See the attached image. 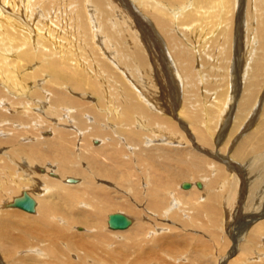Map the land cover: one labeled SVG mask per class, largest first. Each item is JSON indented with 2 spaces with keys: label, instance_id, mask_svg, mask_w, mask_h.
<instances>
[{
  "label": "bare ground",
  "instance_id": "bare-ground-1",
  "mask_svg": "<svg viewBox=\"0 0 264 264\" xmlns=\"http://www.w3.org/2000/svg\"><path fill=\"white\" fill-rule=\"evenodd\" d=\"M1 1L6 5L11 0ZM26 1L23 3L28 7L34 3L47 6L52 2ZM75 4L72 11L63 9L64 17L60 20L64 23L63 29L53 28L52 24L46 34L39 31L40 23L32 9L31 13L28 11L26 33L23 29L9 30L8 26L0 30V82L22 90L23 82L32 79L34 88L28 95L27 106L44 111L40 114L32 110V116H39L38 120L50 118L56 111L59 118L52 122L55 126L51 138L57 137L60 141L46 152L41 147L43 141L33 142L34 137L29 134L35 133L28 129L27 121L31 117L22 113L20 117H11L13 124L16 123L13 126L18 125L20 129L10 127L22 135L27 133L29 138L25 147L17 148L19 153H24L19 154L22 166L18 163L25 172L22 177L13 176L14 172L11 176L12 171L0 164V264H124V253L118 250L123 240L119 241L120 246L115 239L119 247L116 249L115 244L112 250L115 247L119 252L111 254V247H107L110 241L106 240L110 233L123 235L126 242H131L130 248L141 250L147 243H159L164 230L158 225L166 224L169 230H175L178 225L197 231L205 227L206 216L215 228L220 227L226 233L228 229L234 238L228 253L219 256V264H264V0H78L77 7ZM88 8L97 11L93 13L96 17L88 15ZM22 26L20 23L19 28ZM215 58L220 62L224 59V69H231L227 73L232 72L236 77L231 80L232 87L226 86L220 93L223 95L219 97L220 104L210 110L202 99L211 95L213 84H208L211 77L205 73H211ZM217 65L220 68L221 64ZM199 80L205 81L202 88ZM5 89L6 86H0V106L6 103L2 97ZM90 101H95L97 107ZM72 103L77 104L76 108H71ZM93 106L103 111L95 116L105 119L113 134L110 128L111 133L95 124L86 129L88 133L83 130L85 125L74 129L57 126V121L75 126V111L91 112ZM62 117L65 118L59 121ZM204 117H207L204 124L208 126L199 123ZM35 121L30 120L31 125L37 126ZM48 121H39V133L41 130L43 135L50 134L45 130L50 124L43 125ZM4 126L3 131L7 125ZM77 133L82 134L80 144ZM95 135L101 138H90ZM105 135L109 137H105L108 146L103 148L100 145ZM163 138L166 140L162 141L165 144L160 141L162 147L176 145L182 139L196 147L176 148L175 153L180 160L179 172H194L200 181L182 179L181 189L175 187L176 179L173 181L168 173L175 170L174 163L171 167L165 161V158L173 159L175 154H158L153 148L142 147L143 141L150 143L154 139L156 142L151 144L160 147L157 141ZM98 142L101 143L97 145ZM37 169L43 172L38 175ZM173 172L174 176L178 174ZM183 182L189 186L183 187ZM18 189L19 195L15 193ZM25 194L34 201L32 211L14 205ZM130 200L141 204V211L155 219L137 210ZM109 206L117 210L110 212L113 210H108ZM116 212L130 219L126 228L109 227L108 216ZM167 220L173 223L167 224ZM187 220L192 227L187 228ZM79 224L83 225L82 229L86 226L85 229L91 230L85 231V239L75 230ZM104 227L109 231L107 238V233L102 231ZM73 235H80L78 242L73 241ZM193 237L203 239L195 232ZM125 249L126 253L128 249ZM200 249L203 251V246ZM19 253L31 260L21 259ZM134 255L131 254L130 260Z\"/></svg>",
  "mask_w": 264,
  "mask_h": 264
},
{
  "label": "rangeland",
  "instance_id": "rangeland-1",
  "mask_svg": "<svg viewBox=\"0 0 264 264\" xmlns=\"http://www.w3.org/2000/svg\"><path fill=\"white\" fill-rule=\"evenodd\" d=\"M16 1V0H15ZM18 1V2H17ZM16 2H14V0L12 1H7V2H5L6 3V5L0 0V30H3V29H5V27H7L8 26V29L9 30H12V29H18V30H20V31H22L21 29H23V31L26 33V31H27V26H28V18H29V16H30V14H29V12L33 9V12L35 13L36 12V14L35 15H37L35 18H36V21L37 22H39L40 23V25L38 24V27H39V31H43L44 32V34H46V30H47V27H49L50 25H52L53 24V28H57V29H63V27H64V23L62 22V21H60V20H62L63 19V17L64 16H62V13H63V9L64 8H68L70 11H72L73 10V8H74V6H73V4H75V3H77V4H75L76 6L75 7H77L78 6V0H52V4L50 3L49 5H47V6H44L43 5V3L42 4H40V3H34L33 4V7H28V4H25V3H23V2H27L26 0H20V2H19V0H17ZM56 1H58V2H56ZM65 1V2H64ZM77 1V2H76ZM12 2V3H11ZM60 2V3H59ZM68 4H67V3ZM2 3V4H1ZM4 4V5H3ZM13 4V5H12ZM17 4V5H16ZM22 4V5H21ZM57 4V5H56ZM63 4V5H62ZM27 5V6H26ZM53 5V6H52ZM65 5V6H64ZM85 5L87 6V7H89L88 6V3H87V1H86V3H85ZM61 6V7H60ZM69 6V7H68ZM10 7H12V8H10ZM22 9H21V8ZM25 7V8H24ZM7 10H6V9ZM18 8V9H17ZM26 8H29V9H26ZM58 8V9H57ZM60 8V9H59ZM5 9V10H4ZM17 9V10H16ZM24 9V10H23ZM26 9V10H25ZM36 9V10H35ZM38 9V10H37ZM47 11H46V10ZM14 10V11H13ZM17 12H16V11ZM60 10V11H59ZM88 15L90 16V14H92V15H95L96 14V10L93 8V10L94 11H91L92 10V8H88ZM2 11V12H1ZM9 11L11 12V13H13V14H11V13H9ZM26 11V12H25ZM29 11V12H28ZM54 11H55V13H54ZM96 11V12H95ZM7 12V13H6ZM21 12V13H20ZM28 12V13H27ZM60 12V13H59ZM95 12V14H93ZM4 13V14H3ZM31 13V12H30ZM48 13V14H47ZM11 14V15H10ZM16 16H18V17H15V15ZM57 14V15H56ZM4 15V16H3ZM14 15V16H13ZM91 15V18L92 17H96V15L95 16H92ZM49 18H47V17ZM52 16V17H51ZM54 16V17H53ZM62 16V17H61ZM6 17H7V19H6ZM13 17V18H12ZM50 17H51V19H50ZM57 17V18H56ZM60 17V18H59ZM17 18V19H16ZM24 18V19H23ZM56 18V19H55ZM59 18V19H58ZM2 19V20H1ZM5 19V20H4ZM22 19V20H21ZM58 19V20H57ZM7 20V21H6ZM9 21V22H8ZM15 21V22H14ZM56 21V22H55ZM14 22V23H13ZM17 23H18V26H17ZM22 24L23 26H22V28H19V24ZM49 23V24H48ZM57 23V24H56ZM2 25V26H1ZM10 25V26H9ZM14 25H15V28H14ZM70 26V25H69ZM62 27V28H61ZM61 33H63V31H61ZM26 36V35H25ZM49 36V35H48ZM10 53V54H9ZM8 54L9 55H14L13 54V52H9ZM221 59V58H220ZM224 59H221V62H220V60L219 59H217V58H215L214 60H212V61H214V62H216L215 64V66H217V67H215L214 66V64L212 63V70H213V73H212V70L210 71L209 70V68L211 69V67H210V65H208V67H206V68H208L207 70H209L211 73H209V71H207L208 73H209V75L207 74V73H205V75H207V76H209V78L211 77L212 78V80L214 81H212L211 80V78H210V82L208 81V84H213L212 86H210V88L212 89L213 87V89L211 90L210 89V93H211V95H209L208 96V98L206 97V96H204V99H202V102L205 104V106L207 107V105L209 106V107H211L212 109H210V110H213V108H214V110H215V104H216V106L218 105V104H220L219 102H220V99H219V97L221 96V97H223V95H220V93L222 94V92L225 90L224 89V87H228V88H231L232 87V81L231 80H233L234 81V77H236V75H234L232 72L230 73V72H228L227 73V71H231V69H227L226 70V68L224 69V63L225 62H222ZM220 62V63H219ZM217 64H221L220 65V68H219V66L217 65ZM216 70H218V71H215V69ZM221 68H222V70L223 71H225V74H226V76H225V74L224 73H222V70H221ZM24 72V71H23ZM215 72H217V74L215 73ZM215 73V74H214ZM212 74L214 75V76H212ZM219 74H221V75H219ZM233 74V75H232ZM224 77H223V76ZM221 76V78H222V80L223 81H221V83H220V81L218 82L217 80H221V78H219ZM49 77V76H48ZM215 77H218V78H215ZM209 78H208V80H209ZM214 78V79H213ZM203 79V78H202ZM215 79H217L216 81H215ZM227 80L228 79V81H230V82H226L225 80ZM31 80V81H30ZM30 80H28V81H26V82H23V84L25 85V87H24V89H19V88H16V87H12L11 85H9L10 87H8V85H6V84H8V82L7 83H3V82H0V86H6V89H5V91L3 92V95H2V97L4 98V100H6V103H7V108H6V103L3 105H1L0 106V123H1V125H0V130L2 129V133L0 132V159L1 158H3L2 160H0V164L2 163V165H1V167L2 166H4V168H7V170L9 169V170H11L12 172H11V176L13 175V176H15V177H17V175L18 176H23L24 175V170L21 168V166H22V164H21V160H20V155H23L24 153L23 152H21V153H19V150H17V148H21L20 146L22 145L23 147H25V142L26 141H28L27 140V138H29V136H27V133H25L24 135H22V132L21 131H19V130H17L16 128L15 129H13V128H11V127H19L18 125L17 126H13V125H15V124H13L14 123V121H13V118H11V117H16V115H19L18 117H20L21 116V113H22V115H25L26 117H28V116H30L31 117V119L28 117V121L27 122H29V125H28V129H33V131L35 132V133H29V134H31V136H33L34 137V140H33V142H37V139H39L38 141H43L42 142V148L44 149V148H46L47 150H46V152H49L51 149H53L54 147H55V145H56V143H59L60 141L58 140V138L56 137H54V138H51L52 136H53V128L52 127H54L53 126V123L52 122H55V120H58V118H59V116H57V114L55 113L56 111H54V115L56 116V117H53V116H50V118L49 117H47V118H49L50 119V121H48V119L47 118H44V119H42V120H47L48 122H46L45 124H43V125H48V124H50V125H48V127H45V130L47 129V132L49 131V133L50 134H47V135H43V134H41V130H40V133H39V129H38V125H40L39 123L42 121V120H38L39 119V116H37L36 118H35V116H32V113L34 114V112H38V113H40L41 114V112H42V110L41 109H39V108H36L37 106H35V107H28L27 106V104H28V100L30 99V97H28V95L30 94V91L34 88L33 86L34 85H32V79H30ZM200 81V86H201V88H202V86H204V83H205V81L204 80H199ZM213 83H212V82ZM218 82V83H217ZM217 83V84H216ZM215 84V85H214ZM224 84H226V85H224ZM229 85V86H228ZM216 86V87H215ZM219 86H221V87H219ZM167 87H168V89L170 88V86L169 85H167ZM217 87H218V89H217ZM14 88V89H13ZM206 88V87H205ZM221 88V89H220ZM214 89H216L217 90V92H216V90L214 91ZM214 91V94L212 93ZM221 91V92H220ZM16 93V94H15ZM219 93V94H218ZM217 94V95H216ZM178 96H179V99L181 100V97H182V84L180 83V85H179V93H178ZM213 96V97H212ZM29 98V99H28ZM78 98H79V96H78ZM81 98V97H80ZM195 98V97H194ZM193 97H192V99H194ZM26 99V100H25ZM28 99V100H27ZM211 101H213V99H214V101L213 102H211ZM218 99V100H217ZM1 100V99H0ZM88 100H90V98L88 97ZM210 101L211 103H209L208 101ZM96 101V100H95ZM95 101H93V103L90 101V104L91 105H95ZM208 102V103H207ZM1 104V103H0ZM37 104V103H36ZM35 104V105H36ZM88 104H89V102H88ZM77 106V104L76 103H72L70 106H74V107H71V108H76V106ZM96 106V105H95ZM95 106H93L92 108L94 109V110H92L91 112H88V111H83V110H81V109H79L78 111L76 110L75 111V118H76V116H78L76 119L73 117V122H74V125L75 126H71V124H70V122H66V123H58V121L56 122L57 123V126H60V127H67V128H75L76 126H78V127H81V128H83V125H85V128L83 129V130H86L87 128H89V127H91V126H93L94 124L96 125V126H98V127H100V128H103V129H105V130H103V129H101L102 131H109L110 132V130H111V134H113V131H112V127H111V125L110 126H108V123L106 122V120L105 119H103L102 117L99 119V118H97L98 116H99V114H101L103 111L102 110H100L99 111V109L98 108H96ZM8 107H10V108H8ZM26 107V108H25ZM179 107H180V105H179ZM43 108V110H45L46 108L45 107H42ZM58 108H59V106H58ZM3 111H2V110ZM37 109V110H36ZM39 109V110H38ZM95 109H97V110H95ZM32 110H34V112H32ZM73 110V109H72ZM81 110V111H80ZM208 110V109H207ZM14 111V112H13ZM94 111H97L98 112V114H97V112H94ZM102 111V112H101ZM79 112V113H78ZM4 113H6V116H5V114ZM88 113V114H87ZM208 113V112H207ZM42 114H44V111L42 112ZM80 114V115H79ZM82 114V115H81ZM94 114V115H93ZM92 116L93 117V119L92 118H90V116ZM95 115H97V117L95 116ZM166 115H168V116H171V115H169V114H166ZM62 116V115H61ZM82 118H81V117ZM83 116H84V118H83ZM172 116H174V115H172ZM219 116V115H218ZM4 117H6V118H4ZM52 117V118H51ZM65 117H67V115L65 116ZM65 117H62V118H60L59 119V121L61 120V119H64ZM57 118V119H56ZM81 118V119H80ZM86 118V119H85ZM174 118V117H173ZM206 118L207 117H204V119H202L201 121H199V123L200 124H203L204 126H208V124L206 123V124H204L205 123V121H206ZM33 119L34 120H36L35 122V124L37 125V126H34V125H31V122H30V120L31 121H33ZM52 119V120H51ZM54 119V120H53ZM107 119H108V117H107ZM38 120V121H37ZM82 120V121H81ZM85 120V121H84ZM173 120V119H172ZM3 121H4V123H3ZM10 121H13L12 122V124L10 123ZM16 121L17 122H19L17 119H16ZM40 121V122H39ZM112 121L115 123V121L112 119ZM185 121H187V120H185ZM258 121V120H257ZM9 122V123H8ZM81 122V123H80ZM104 122H106V123H104ZM38 123V124H37ZM90 123H93V124H91V125H88V124H90ZM219 123V122H218ZM4 124H6L7 125V127H6V129H5V131H3V128L5 127L4 126ZM79 124V125H78ZM87 124V125H86ZM98 124H100V125H98ZM105 124H107V125H105ZM30 125L31 126H34L33 128H31L30 127ZM52 125V126H51ZM101 125L103 126V127H101ZM106 127H105V126ZM11 126V127H10ZM95 126V127H96ZM108 126V127H107ZM2 127V128H1ZM105 127V128H104ZM7 128H10V129H7ZM52 128V129H51ZM99 128V129H100ZM109 128H110V130H109ZM115 128V127H114ZM19 129H20V127H19ZM22 129V128H21ZM98 129V128H97ZM134 129L135 130H139L138 129V127L136 128V125H134ZM250 129V128H249ZM42 130H44V129H42ZM29 132V131H28ZM39 133V135H38V133ZM86 132L88 133V131L86 130ZM17 134L18 136H14V134ZM28 134V135H29ZM132 134V133H131ZM210 134L212 135V134H214V132H210ZM107 136H109L108 135V133L106 134ZM103 136L102 138H103V140H101L102 141V143L106 140H108V139H105V137L106 138H109V137H107V136ZM215 135V134H214ZM22 136V137H21ZM24 136V137H23ZM60 136V135H59ZM82 136V134L80 133L79 135H78V133H77V140H79L78 141V143L80 144L81 142H82V139H79L80 137ZM135 136V135H134ZM10 137V138H9ZM90 137V136H89ZM92 137H94V138H101V136H97V135H95V136H91L90 138H92ZM213 137V136H212ZM26 139V140H25ZM52 139V140H51ZM18 140V141H17ZM46 140V141H45ZM49 140V141H48ZM166 139L165 138H163V139H161V140H159V141H157L158 143H159V145H161V142L162 141H165ZM183 140V142H181V143H175L176 145H167L166 144V146L165 147H162V145L163 144H165V143H163L160 147L159 146H157V145H154V144H151V143H155L156 142V140L154 139V140H152V142H144L143 141V148H153V152H155V153H158V154H166V155H168V156H170L171 154H175L174 156H173V159L172 158H169V159H166L165 158V161L166 162H169L168 164L172 167V165H173V163H174V166H173V168L175 169V170H170V171H168V173H169V175H171L172 176V179H173V181L175 182V187H177V189H181V182L180 181H187V180H189V181H192L193 179H197V180H199L200 181V179H199V177H198V174H196L197 176H195V174H194V172H191V171H186V170H184L183 172H182V174L179 172V170H180V164L178 163V157H177V155H176V148H182V147H188V149H191V148H196L190 141H186L185 139H182ZM4 141H6L5 143H7V144H5L4 143ZM52 141V142H51ZM104 142L103 144L104 145H102V143L101 142H98L97 143V145H99L100 143H101V145H100V147H103V146H108V145H106L107 144V142ZM161 141V142H160ZM16 142H17V144H16ZM33 142H30V143H33ZM54 142V143H53ZM28 143V142H27ZM47 143V144H46ZM106 143V144H105ZM144 143H146L145 145H144ZM186 143V144H185ZM191 143V145H189ZM3 144V145H2ZM11 144V145H10ZM20 144V145H19ZM46 144V147L44 146ZM48 144H49V146L51 147H49L48 146ZM52 144V145H51ZM54 144V145H53ZM150 144L151 145H154V146H150ZM14 145V146H13ZM2 146V147H1ZM19 146V147H18ZM77 146V145H76ZM168 146V147H167ZM176 146H179V147H176ZM105 147H103V148H105ZM9 148V149H8ZM167 148H170L169 150H167ZM2 149H4L3 151H7L6 153L4 152V154H3V151H2ZM7 149V150H6ZM17 150V152H15V150ZM157 150V151H156ZM194 151V150H193ZM152 152V151H151ZM7 153H8V156H7ZM18 153V154H17ZM23 153V154H22ZM6 154V155H5ZM20 154V155H19ZM14 156V158H13V156ZM183 155V154H182ZM12 156V157H11ZM19 156V157H18ZM9 157H11L12 158V160H11V158L9 159ZM24 157H25V155H24ZM50 159H52L50 156H48ZM175 157V158H174ZM18 158H19V160H18ZM8 160V162H7V160ZM50 159H48L49 161H50ZM175 159H176V162H175ZM9 160H11V161H9ZM53 160V159H52ZM7 162V163H4V162ZM180 161V160H179ZM12 162V163H11ZM13 162H17V163H13ZM53 162H55L54 160H53ZM9 163H11V164H13V166L10 164V165H7V164H9ZM18 163H20L21 164V166H19L20 164H18ZM16 164V165H15ZM56 164V163H55ZM167 164V165H168ZM16 167H15V166ZM20 167V168H18V166ZM13 168H12V167ZM57 166H60V165H57ZM1 167H0V169H1ZM178 167V168H177ZM3 168V167H2ZM3 168V169H4ZM15 168V169H14ZM77 168V167H76ZM177 168V169H176ZM14 170V171H13ZM18 170H20V171H18ZM38 170V175L40 174V173H42L43 172V169H37ZM23 171V172H22ZM173 171H177V175L176 176H174V172ZM14 172V173H13ZM172 172V173H171ZM51 174V173H50ZM163 174V173H162ZM30 175H33V174H30ZM30 175H28V176H30ZM188 175L189 176H192V178L191 177H189V178H187L188 177ZM51 176H52V174H51ZM53 176H55V174H53ZM177 176H179V177H177ZM182 176V178H180ZM194 176V177H193ZM222 176V175H221ZM71 177H75V176H71ZM184 177H185V179H184ZM218 177H220V176H218ZM226 177V176H225ZM180 178V180H178ZM220 178H222V179H220ZM219 179L220 180H223L224 179V176L223 177H220ZM33 180H35L36 179V177L34 176L33 178H32ZM183 179V180H182ZM220 180H219V182H220ZM179 181V182H178ZM97 182L99 183V180L97 179ZM101 182V181H100ZM178 182V183H177ZM7 183V182H6ZM9 184L11 185V183L9 182ZM9 184H8V186H9ZM178 185H179V187H178ZM12 186V185H11ZM14 187V186H13ZM183 189V188H182ZM16 190V189H15ZM18 192H20V190L18 189V191H15V193L17 194V195H19L20 193H18ZM14 193V194H15ZM13 196H15V195H13ZM201 198H203V197H201ZM134 202H136V201H133V200H130V204H132L135 208H137V210H139L140 209V212L141 213H143V214H145L147 217L149 216L150 218H152V219H155L152 215L150 216V213H147L146 211H141V207H139V206H141V204H139V203H134ZM138 205V206H137ZM113 206H116V204H113ZM221 206H222V203H221ZM108 210H113V211H110V212H115V210H117V207H110L109 206V208H108ZM107 212V211H106ZM124 212V211H123ZM144 218V217H143ZM208 218V216H206L204 219H205V221H204V226L205 227H203V228H200V230H191V229H184V228H182L181 226H178V225H176L177 227H176V229H179V230H177V231H175V230H169V228H168V225H167V227H165L166 226V224H161V225H158L159 227H162L161 228V231H163V233L161 234V236L159 237V243L156 245V243H157V241H156V243L155 244H151V243H149V244H151V245H149L148 243V245L146 244L145 246L146 247H144L143 249H141V250H138L137 248V252H136V249H134L133 250V248H130L129 247V245H130V241L129 242H126L127 240H126V238H123V235L122 236H118V234H113V233H110V238H112V240H109L108 238H107V236L109 235V231L104 227V228H102V231H103V229H104V231H103V234H105V233H107V235H105V238H107L106 240H107V243H109V241H110V243L107 245V247H108V249H109V251L111 250V254L112 253H115V254H117V252H119L118 250H120L122 253H124V264H126L127 262H130V263H132L133 262V264H136V262L135 261H137V264H145V262L146 261H148V262H146L147 264H156V261L157 262H159V264H161V263H163V264H176L175 262H179L178 264H202V263H204V264H219V262H218V259L221 257V256H225L227 253H228V251H229V247H230V245H232V242H233V237H232V235L230 234V232H228V229H227V233H226V231H224L222 228H215L214 226H213V223H212V221H211V219L209 220V219H207ZM217 219H219V217L218 216H216V220ZM167 222V224H170V223H173V222H171L170 220H167L166 221ZM208 222V223H207ZM210 222V223H209ZM186 223H188V225H187V228H189V227H192V223L190 222V220H187V222ZM230 224H231V221H230ZM80 225V224H79ZM86 225V224H85ZM171 225V224H170ZM76 226V225H75ZM74 226V227H75ZM78 226V225H77ZM83 225H80L79 227L81 228ZM229 226V225H228ZM73 227V228H74ZM79 227H77V229H76V227H75V230H77L79 233H80V235L82 236V238H84L85 239V237L87 236L86 235V233H85V231L86 230H88V232H91V230H89V229H85L86 228V226H85V228L83 227V229L81 228H79ZM158 227V228H159ZM163 227H165V228H163ZM179 227V228H178ZM210 227V228H209ZM211 227H213V228H211ZM163 229V230H162ZM168 229V230H167ZM106 230L108 231V232H106ZM184 230V231H183ZM190 230V231H189ZM215 230V231H214ZM218 230H222L221 232L220 231H218ZM231 230V229H230ZM182 232V233H179V232ZM191 232V231H194L195 233H199L200 234V237L201 238H203L202 240H199V239H196V238H194L193 237V235H194V232H191L192 234H190V235H186V232ZM85 234H84V233ZM87 232V233H88ZM213 232V236H211V233ZM216 232V233H215ZM223 232V233H222ZM172 233V234H171ZM218 233V234H217ZM225 233V234H224ZM234 233H235V237L236 238H238L239 236H238V229H236L235 231H234ZM237 233V234H236ZM111 234H112V236H111ZM129 234V233H128ZM170 234V235H169ZM76 235H78V234H76ZM80 235L79 236H72V239H73V241H76V242H78V240H79V237H80ZM120 235V234H119ZM131 234H129V236H130ZM163 235V236H162ZM169 235V236H168ZM176 235H177V237H176ZM184 235V236H183ZM220 235V236H219ZM115 236V237H114ZM116 236H117V238H116ZM124 236H125V234H124ZM190 236V237H189ZM209 236V237H208ZM118 237H122V239L121 238H118ZM173 237H174V239H173ZM175 237H176V240H175ZM216 237H218V238H216ZM87 238V237H86ZM184 238V239H183ZM190 238V240H188ZM194 238V239H193ZM220 238H222V239H220ZM224 238V239H223ZM228 238V239H227ZM115 239H117V241L119 242H121L122 240V242L121 243H123L122 244V246H124V249H123V247L121 246V243L119 242V244H120V246H121V248H122V250H121V248L118 246L119 244H118V242H117V244H116V242H115ZM154 239H156V237L154 238ZM161 239H163V240H161ZM168 239V240H167ZM179 239V240H178ZM187 239V240H186ZM88 240V239H87ZM125 240V241H124ZM182 240V241H181ZM185 240V241H184ZM206 240V241H205ZM214 240V241H213ZM218 240V241H217ZM170 241V242H169ZM176 243H175V242ZM178 241V242H177ZM193 241V242H192ZM209 241V242H208ZM221 241H222V243H221ZM225 241V242H224ZM163 242V243H162ZM192 242V243H191ZM202 242V243H201ZM124 243H125V245L127 246V247H125V245H124ZM185 243V244H184ZM201 243V244H200ZM213 243H214V245H213ZM216 243V244H215ZM219 243H221V244H219ZM116 244V246H117V248L116 249H118V247H119V249L118 250H115V247H114V252H113V250H112V247L114 246ZM129 244V245H128ZM165 244V245H164ZM189 246H188V245ZM196 244V245H195ZM62 245H63V248H66V244L64 245L63 243H62ZM110 245V246H109ZM156 245V246H155ZM182 245H184V246H182ZM65 246V247H64ZM190 246H191V248H190ZM193 246H195V247H193ZM201 246H203V251L200 249L201 248ZM214 246V247H213ZM107 247L105 248V249H107ZM152 247H154V248H152ZM159 247V248H158ZM125 248H127L130 252H128V250L126 251V253L124 252V250H126ZM155 248H157L156 250H154ZM212 248V249H211ZM228 248V249H227ZM80 249V248H79ZM148 249V250H147ZM197 249V250H196ZM214 249V250H213ZM66 250H67V248H66ZM66 250H63L64 252H66ZM165 250V251H164ZM183 252H182V251ZM74 251V253L75 252H77V250H73ZM133 251L135 252L134 254H133ZM182 252V254H177V253H175V252ZM138 252H139V254H138ZM143 252L144 253H146L145 255L143 254ZM197 254H195V253ZM200 253V254H198V253ZM214 252V253H213ZM225 252V253H224ZM128 253V254H127ZM157 253V254H156ZM203 253V254H202ZM212 253V254H211ZM238 253V252H237ZM20 254V253H19ZM131 254L132 255H134L133 257H135V258H131V260H130V256H131ZM139 255L138 257L139 258H137V256L136 255ZM144 255V257L146 258H144L142 255ZM153 254H155V255H153ZM159 254V255H158ZM161 254V255H160ZM185 254L188 256H185ZM129 255V256H128ZM218 255V256H217ZM127 256V257H126ZM152 256H153V258H152ZM157 256V257H156ZM194 256H196V257H194ZM204 256V257H203ZM208 256V257H207ZM220 256V257H219ZM15 257H17L16 255H15ZM120 257H121V255H120ZM132 257V256H131ZM156 257V258H155ZM185 257V258H184ZM191 257V258H190ZM198 257V258H197ZM20 258L21 259H23V260H31V258H27L26 256H24V255H22V254H20ZM126 258H128L127 260H126ZM143 258H144V260H146V261H144L143 260ZM148 258V259H147ZM151 258V259H150ZM187 258V259H186ZM196 258V259H195ZM207 258V259H206ZM140 259V260H139ZM157 259V260H156ZM182 259V260H181ZM188 259H190V260H188ZM22 260V261H23ZM133 260H135V261H133ZM150 260V261H149ZM161 260V261H160ZM184 260H186V261H184ZM194 260V261H193ZM211 260V261H210ZM88 261H91V260H88ZM127 261V262H126ZM142 261H143V263H142ZM200 261V262H199ZM135 262V263H134ZM166 262V263H165ZM195 262V263H194ZM197 262V263H196ZM130 263H127V264H130ZM158 264V263H157Z\"/></svg>",
  "mask_w": 264,
  "mask_h": 264
},
{
  "label": "water",
  "instance_id": "water-1",
  "mask_svg": "<svg viewBox=\"0 0 264 264\" xmlns=\"http://www.w3.org/2000/svg\"><path fill=\"white\" fill-rule=\"evenodd\" d=\"M182 186L187 187L189 186V183L183 182ZM14 205L26 211H32L34 208V201L32 197L25 194L22 198L16 199V204ZM108 224L112 229H123L130 224V219L122 213H111L108 216Z\"/></svg>",
  "mask_w": 264,
  "mask_h": 264
}]
</instances>
